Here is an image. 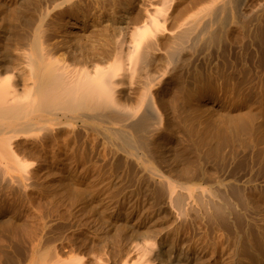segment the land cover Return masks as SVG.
I'll return each mask as SVG.
<instances>
[{"label":"bare ground","instance_id":"1","mask_svg":"<svg viewBox=\"0 0 264 264\" xmlns=\"http://www.w3.org/2000/svg\"><path fill=\"white\" fill-rule=\"evenodd\" d=\"M0 264H264V0H0Z\"/></svg>","mask_w":264,"mask_h":264}]
</instances>
